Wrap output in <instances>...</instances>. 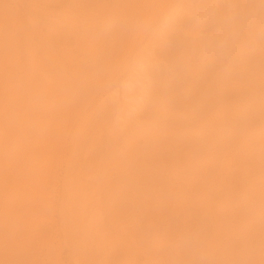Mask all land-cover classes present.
<instances>
[{
    "label": "rangeland",
    "instance_id": "1",
    "mask_svg": "<svg viewBox=\"0 0 264 264\" xmlns=\"http://www.w3.org/2000/svg\"><path fill=\"white\" fill-rule=\"evenodd\" d=\"M181 1L0 0L1 264H264V0H229L222 20L220 1L186 0L140 118L112 124Z\"/></svg>",
    "mask_w": 264,
    "mask_h": 264
},
{
    "label": "bare ground",
    "instance_id": "2",
    "mask_svg": "<svg viewBox=\"0 0 264 264\" xmlns=\"http://www.w3.org/2000/svg\"><path fill=\"white\" fill-rule=\"evenodd\" d=\"M165 1V0H164ZM192 1H194V0H190V2H192ZM197 1V0H196ZM221 2V4H222V12H220L219 13V18H218V20H222L223 18H224V16L227 14V11H228V9H229V5H228V1L229 0H205V4L207 5H209L208 7H207V11H205L206 13L207 12H211L212 13V11L214 12L216 9H217V7H216V5H218L219 3H217V2ZM190 2L188 1H186V0H183V1H181L180 3H178L177 5H172V7L170 8V7H167V8H162V9H164V10H160L159 11V13H158V15H156V18L154 19L155 20V23H154V27H153V40L152 39H150L151 41V43H149L150 45L148 46V49H147V56H143L142 57V59L144 58L145 60L144 61H142L141 62V60H140V62H137V63H135V65L132 67V69H131V74L130 75H132L133 76V79H132V76H131V78H129V79H132L131 81H130V83H129V81L127 82L126 81V83H127V85H126V83L124 84L125 86H122V87H118V89H116V91H115V93H113V96H111L112 95V92H111V94H110V96L112 97V98H110V100H114V101H112L113 103H115V105H113L114 107H113V109L115 108V111H114V120H113V127H115L114 129H118V130H120L119 129V127H122V126H124V125H126L127 124V122L129 123V121H133V120H137L138 118H140L139 117V115H140V113L142 112V110L144 109V107H145V104H146V99H147V96H148V94H149V83H150V76H151V73H150V71H152V70H150L149 69V65H156L155 64V62L157 61L156 59L157 58H153L152 56H155L156 55V53L157 52H155L156 51V47H159V46H161L162 44H164L165 43V40H166V38H167V34L169 33V31L171 30V29H173V28H175V27H183V23L184 24H186L187 23V21L185 22L184 20H183V18L185 17V15H187L186 14V12H187V9H189V11L192 9H190V7H194V5L195 4H197V2H195V4H193V6H191L192 5V3L190 4ZM260 2V1H259ZM206 5H204V6H206ZM189 6V7H188ZM200 6H203V4L202 5H200ZM161 9V8H160ZM205 9V8H204ZM202 12V11H201ZM190 14H191V11L189 12ZM205 13V15H208V14H206ZM217 13V12H216ZM156 14V13H155ZM225 14V15H224ZM204 15V16H205ZM186 19H187V17H185ZM217 18V17H216ZM183 21H182V20ZM209 19H210V17H209ZM217 20V19H216ZM224 21V20H223ZM217 22V21H216ZM225 23V22H224ZM201 29V28H200ZM195 30L194 31V37H192V39L191 40H195V41H201L203 38L201 37V38H199L200 36H198L199 34H201V33H203V31H201V30ZM14 31V30H13ZM2 32H3V30H2ZM16 33V32H15ZM19 33V32H18ZM6 34V33H5ZM198 36V37H197ZM5 38H7V35L6 36H4ZM197 37V38H196ZM4 38V39H5ZM5 40H8V39H5ZM10 40V39H9ZM27 40V39H26ZM164 42V43H163ZM31 44V43H30ZM4 49V48H3ZM8 53V52H7ZM5 53L3 52V56H1L0 58L2 59L3 58V60H4V63H2L1 65H2V67H3V64H5V63H7V65L6 66H8L9 65V59L8 58H11V57H8V58H5V57H7V55L5 56L4 55ZM56 55V54H55ZM158 55V54H157ZM156 55V56H157ZM10 56V55H9ZM57 57V56H56ZM219 58V57H218ZM0 59V60H1ZM12 59V58H11ZM207 59V58H206ZM219 59H222V57L221 58H219ZM219 59H218V61H219ZM5 60H7V62H5ZM54 60V59H53ZM53 60H51V61H53ZM224 60V59H223ZM25 61V60H24ZM227 61V60H226ZM225 61V62H226ZM11 63V62H10ZM158 64V63H157ZM6 66H4V68H5V70H7V68H6ZM10 66V65H9ZM8 66V67H9ZM13 66V65H12ZM19 67V66H18ZM44 67V66H43ZM30 68V67H29ZM2 69V68H1ZM9 69V68H8ZM32 70H33V68H32ZM36 70H37V68H36ZM42 70V69H41ZM29 71H31V69L29 70ZM37 72V71H36ZM17 73H18V71H17ZM23 73V72H22ZM30 74V73H29ZM11 75V74H10ZM9 75V76H10ZM12 75H13V73H12ZM26 75V74H25ZM8 77V76H7ZM32 77V76H31ZM129 77V76H128ZM4 78V77H3ZM3 78H1V79H3ZM23 78V77H22ZM11 79V78H10ZM126 79H127V77H126ZM13 80V79H12ZM15 80V79H14ZM17 80V79H16ZM19 80V79H18ZM128 80V79H127ZM2 81V80H1ZM4 81V80H3ZM2 81V82H3ZM30 81V80H29ZM28 81V82H29ZM6 82V84H8L7 83V81H5ZM5 82L3 83V85H6L5 84ZM22 83V82H21ZM24 83H25V81H24ZM14 84V83H13ZM9 86H11V84L9 83L8 84ZM2 86V85H1ZM8 86V87H9ZM19 87V86H18ZM7 88V87H6ZM115 90V89H114ZM5 92V91H4ZM18 92V91H17ZM20 92V91H19ZM22 92H23V89H22ZM6 93H8V92H6ZM110 93V92H109ZM4 94V93H3ZM2 94V95H3ZM11 94V93H10ZM2 95H1V98L0 99H6V97L3 95V97H2ZM41 95V94H40ZM10 96V95H9ZM9 96L7 97V98H9ZM13 97V96H12ZM37 97V96H36ZM38 97H40V96H38ZM14 98V97H13ZM34 98H35V96H34ZM43 98V97H42ZM18 99H19V96H18ZM17 99V103H18V100ZM46 99V98H45ZM44 99V100H45ZM16 100V99H15ZM21 100H23V99H21ZM42 100V99H41ZM4 101V100H3ZM9 101V100H8ZM37 101V100H36ZM38 101H40V99L38 100ZM57 101V100H56ZM5 102V101H4ZM45 102V101H44ZM8 103V102H7ZM11 103H14V102H11ZM16 103V104H17ZM19 103H20V101H19ZM16 104L15 105H13L14 107H17L16 106ZM20 104H22V105H24V103H22V101H21V103ZM45 104H43V106H44ZM47 105H49L48 103H47ZM46 105V106H47ZM2 106V105H1ZM11 104H10V107H9V109H11V107H13ZM26 106V105H25ZM54 106H55V104H54ZM20 107V106H19ZM41 107H42V105H41ZM50 107H51V105H50ZM52 107H53V105H52ZM6 108H8V106L6 107ZM6 108H4L3 107V109H6ZM2 109V110H3ZM12 110V109H11ZM6 111V110H5ZM7 111H8V109H7ZM0 112H1V107H0ZM3 112H4V110H3ZM2 113V112H1ZM10 113V112H9ZM9 113H7L8 114V116H9ZM29 114V113H28ZM15 115V114H14ZM25 115V114H24ZM45 115H46V113H45ZM26 116H28V115H26ZM32 116V115H31ZM60 116V115H59ZM4 117V116H3ZM7 118V117H6ZM27 118H29V117H27ZM26 118V119H27ZM56 118V117H55ZM1 119V118H0ZM5 120V119H4ZM3 120V122H5ZM7 120V119H6ZM30 120V119H29ZM2 122V123H3ZM8 122V121H7ZM14 122V121H13ZM53 122V121H52ZM23 124V123H22ZM29 124V123H28ZM55 126V125H54ZM52 127V126H51ZM113 127H112V129H113ZM16 128H18L17 126H16ZM8 130V129H7ZM15 130H17V129H15ZM35 131V130H34ZM39 131V130H38ZM16 132V131H15ZM33 132V131H32ZM9 133H10V131H9ZM13 132H11V134H12ZM57 133V132H56ZM14 134V133H13ZM27 134V133H26ZM5 135V134H4ZM42 135V134H41ZM2 136H3V134H2ZM12 136L13 135H11V136H9L10 138H12ZM17 136H19V135H16L15 134V138L17 137ZM5 136H3L2 138H4ZM7 137H8V135H7ZM13 137V138H14ZM20 138V137H19ZM46 139V138H45ZM5 140H6V138H5ZM4 140V141H5ZM8 140V139H7ZM6 140V141H7ZM22 140V139H21ZM2 141H3V139H2ZM15 142H16V139L14 140ZM17 142H19V141H17ZM49 142V141H48ZM46 146V145H45ZM36 148V147H35ZM253 154V153H252ZM256 154V153H255ZM16 155V154H15ZM32 155V154H31ZM3 156V155H2ZM7 158H8V156H7ZM7 160V159H6ZM17 160V159H16ZM43 160H44V158H43ZM42 160V161H43ZM212 160V159H211ZM214 160V159H213ZM21 161V160H20ZM34 161V160H33ZM216 161V160H215ZM10 162H13L14 163V161H11V160H9V163ZM16 162V161H15ZM7 163H8V160H7ZM6 163V164H7ZM8 163V164H9ZM12 163V164H13ZM17 163H19V162H17ZM35 163V162H34ZM211 163V162H210ZM11 163H10V166L12 165ZM21 164H23V163H21ZM24 164H26V163H24ZM212 164H214V163H212ZM14 165V164H13ZM18 165V164H17ZM29 165V164H28ZM216 165H218V163H216ZM20 166V165H19ZM35 166H36V164H35ZM39 166V165H38ZM214 166V165H213ZM41 167V166H40ZM210 168H211V166H210ZM217 168V167H216ZM208 169H209V167H208ZM211 169H213V168H211ZM9 170H10V168H9ZM9 170H7V172L9 171ZM44 170V169H43ZM4 171V170H3ZM31 171H32V169H31ZM208 171V170H207ZM214 171V170H213ZM178 172V171H177ZM176 172V173H177ZM211 172V171H210ZM210 172H209V174H210ZM2 173V172H1ZM179 173V172H178ZM232 173V172H231ZM207 174H208V172H207ZM208 174V175H209ZM32 175H33V171H32ZM176 175H179V174H176ZM213 175V174H212ZM227 175H229V174H227ZM233 175V174H232ZM8 176V175H7ZM230 176V175H229ZM23 177V176H22ZM23 178H25L26 179V176H24ZM221 178V177H220ZM28 179H30L29 178V176H28ZM182 179V178H181ZM213 179V178H212ZM40 180V179H39ZM206 180H208V178H206ZM179 181V180H178ZM192 181V180H191ZM220 181H222V179L220 180ZM232 181V180H231ZM70 181H68V183H69ZM73 181H71V183H72ZM180 183V182H179ZM199 183V182H198ZM222 183H224V181L222 182ZM70 184V183H69ZM188 184V183H187ZM71 185V184H70ZM70 185H69V189H70ZM184 185H185V183H184ZM196 185V184H195ZM198 185V184H197ZM204 185V184H203ZM76 186V185H75ZM223 186V185H222ZM5 187V186H4ZM74 187V185L72 186V188ZM84 187V186H83ZM186 187H187V185H186ZM195 187V186H194ZM216 187V186H215ZM214 187V188H215ZM78 188V187H77ZM81 188V187H80ZM216 188H218V187H216ZM66 189H68V188H66ZM69 189L66 191V194H67V192H69ZM181 189V188H180ZM195 189V188H194ZM205 189H206V186H205ZM219 189V188H218ZM72 190H74L75 191V189H71V191ZM77 190V189H76ZM79 190V189H78ZM82 190V189H81ZM80 191V190H79ZM85 191H86V189H85ZM197 191V190H196ZM199 191V190H198ZM77 192V191H76ZM180 192V191H179ZM70 193V192H69ZM68 193V194H69ZM81 193V192H80ZM83 193V195H84V192H82ZM183 193H185L184 191L182 192V194ZM78 194V193H77ZM75 195V194H74ZM10 196V195H9ZM12 196V195H11ZM79 196V195H78ZM81 196V195H80ZM79 196V197H80ZM209 196V195H208ZM207 196V197H208ZM1 197V196H0ZM72 197H73V195H72ZM87 197V196H86ZM189 197V196H188ZM75 198V197H74ZM202 198V197H201ZM206 198V197H205ZM209 198H210V196H209ZM32 199V198H31ZM80 199V198H79ZM84 199V198H83ZM189 199V198H188ZM210 199H212V198H210ZM72 200V199H71ZM71 200H69V203H70V201ZM77 200H78V198H77ZM198 200H199V198H198ZM10 201V200H9ZM84 201V200H83ZM213 201H214V199H213ZM216 201V200H215ZM77 202H79V201H77ZM85 202V201H84ZM212 202V201H211ZM80 203H82V201L80 202ZM85 203H87V202H85ZM83 204V203H82ZM201 204V203H200ZM225 204V203H224ZM7 205V204H6ZM87 205V204H86ZM90 205V204H89ZM21 206V205H20ZM78 206V205H77ZM90 206H92V205H90ZM207 206V205H206ZM11 207V206H10ZM25 207V206H24ZM85 207V206H84ZM87 207V206H86ZM226 207V206H225ZM77 209V208H76ZM88 209V211H89V208H87ZM93 209V208H92ZM7 210V209H6ZM33 210V209H32ZM82 211V210H81ZM93 211V210H92ZM224 212V211H223ZM233 212V211H232ZM11 214V213H10ZM92 214H93V212H92ZM90 212L89 213H87V212H85L84 211V215L86 216H84L85 217V222L87 223H89L92 227H93V231H95V232H97V233H99L100 235H101V237L103 238L102 240H104L105 242L106 241H108V238H109V236L110 235H107L106 234V232H107V230H105L104 228H103V226H102V224H101V222H100V225L98 224V218L96 217V215L95 216H93ZM22 217H24V215L22 216ZM83 216H80V218H82ZM96 217V218H95ZM79 220H81V219H79ZM84 220V219H83ZM83 220H81L80 222H83L84 224V227L88 224H86ZM3 223H4V221H3ZM1 224V223H0ZM5 225V224H4ZM90 225H87V226H90ZM90 226V227H91ZM1 227V226H0ZM5 227V226H4ZM24 227V226H23ZM87 229H88V227H87ZM92 229V228H91ZM90 228H89V230H91ZM2 230V229H1ZM85 231V230H84ZM83 232V231H82ZM92 232V231H91ZM95 232H94V234H95ZM87 233H88V231H87ZM85 234V233H84ZM3 235V234H2ZM88 235H90V233L88 234ZM98 235V234H97ZM99 235V236H100ZM1 237V236H0ZM111 237V236H110ZM4 240V239H3ZM28 240V239H27ZM29 241V240H28ZM31 241V240H30ZM111 241H112V239H111ZM102 242V241H101ZM32 244V243H31ZM30 244V245H31ZM105 244V243H104ZM103 244V245H104ZM110 244V243H109ZM112 244H114V243H112ZM25 245H26V243H25ZM24 245V246H25ZM111 245V244H110ZM5 246V245H4ZM3 246V247H4ZM105 246V245H104ZM113 246V245H112ZM26 247L27 248H29L28 247V245H26ZM112 248V247H111ZM114 248V247H113ZM25 249V248H24ZM112 250V249H111ZM1 251V250H0ZM113 252V251H112ZM1 264V263H0Z\"/></svg>",
    "mask_w": 264,
    "mask_h": 264
}]
</instances>
